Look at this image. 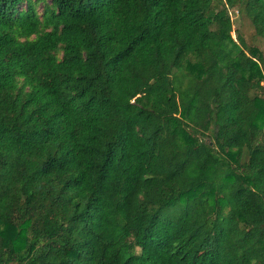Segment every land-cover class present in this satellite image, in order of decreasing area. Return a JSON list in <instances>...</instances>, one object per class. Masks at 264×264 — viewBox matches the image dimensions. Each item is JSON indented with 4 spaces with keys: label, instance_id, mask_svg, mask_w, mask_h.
<instances>
[{
    "label": "trees",
    "instance_id": "obj_1",
    "mask_svg": "<svg viewBox=\"0 0 264 264\" xmlns=\"http://www.w3.org/2000/svg\"><path fill=\"white\" fill-rule=\"evenodd\" d=\"M264 0H0V264H264Z\"/></svg>",
    "mask_w": 264,
    "mask_h": 264
},
{
    "label": "rangeland",
    "instance_id": "obj_2",
    "mask_svg": "<svg viewBox=\"0 0 264 264\" xmlns=\"http://www.w3.org/2000/svg\"><path fill=\"white\" fill-rule=\"evenodd\" d=\"M230 17L232 19V31L231 36L235 37V30L240 32L245 42L249 45H254L259 49H264V40L253 35V29L244 16L237 14L235 11H229ZM264 84V80H263Z\"/></svg>",
    "mask_w": 264,
    "mask_h": 264
}]
</instances>
